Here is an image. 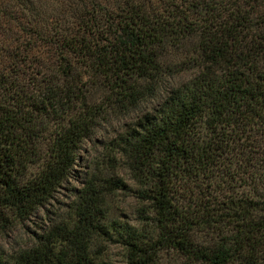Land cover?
<instances>
[{"label": "trees", "instance_id": "16d2710c", "mask_svg": "<svg viewBox=\"0 0 264 264\" xmlns=\"http://www.w3.org/2000/svg\"><path fill=\"white\" fill-rule=\"evenodd\" d=\"M157 97L110 141L129 178L95 184V131ZM115 191L133 217H109ZM39 213L0 264H99L104 242L126 264H264V0H0V237Z\"/></svg>", "mask_w": 264, "mask_h": 264}, {"label": "rangeland", "instance_id": "374dc122", "mask_svg": "<svg viewBox=\"0 0 264 264\" xmlns=\"http://www.w3.org/2000/svg\"><path fill=\"white\" fill-rule=\"evenodd\" d=\"M51 1L52 3H56L57 0ZM176 56H178L177 53L171 55L173 59ZM186 78L187 75L178 76L174 78V81L180 82ZM158 100L159 98L157 97V99L142 102L136 110L126 115L113 113L109 121L103 123V125L95 131L92 141L87 144L86 151L83 153L84 160L90 167L87 171H89V175L95 184L99 185L104 179L115 175H119L124 179L129 178V173H127L125 169L121 166L114 165V162L111 161V157L114 153L110 151V141L116 134L114 130H118L123 124L131 122L137 115L151 110ZM121 131H123V129ZM129 183L132 184L131 181H129ZM78 186H80L78 183L71 181L66 185V188L71 189L72 187ZM69 193L70 192L67 190H62L60 194H57L56 202L53 203V206H49L48 216L50 218L54 219L56 216L55 214L64 211L65 205L70 202ZM106 201L110 210V218H117L123 212L133 217L129 207L134 205V199L128 194L115 191L107 196ZM42 214L43 213H39L37 217L33 218V221L28 223L27 227H19L14 232L0 237V254L8 255L9 253L19 250V248L26 244H29L34 238V233L38 232L39 226H42ZM96 249V256L99 264H126L123 249L118 244H108L104 242V244L101 243L97 245L94 250ZM161 255L159 264H182L181 261L171 253H162Z\"/></svg>", "mask_w": 264, "mask_h": 264}]
</instances>
